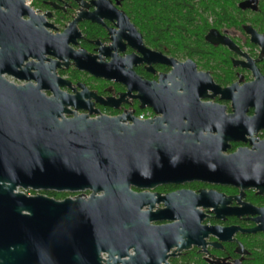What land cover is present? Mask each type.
Returning <instances> with one entry per match:
<instances>
[{
    "label": "flooded vegetation",
    "instance_id": "1",
    "mask_svg": "<svg viewBox=\"0 0 264 264\" xmlns=\"http://www.w3.org/2000/svg\"><path fill=\"white\" fill-rule=\"evenodd\" d=\"M4 2L0 13L18 6V0ZM136 2L23 0L21 20L32 24L35 51L48 49L42 36L63 35L76 20L78 36H68L65 48L29 56L18 71L30 64V74L40 71L52 85L54 78L65 81L59 90L79 99L78 113H145L154 121L151 174L131 185L143 196L137 247L147 261L264 264V0H200L198 18L206 29L193 42L165 38L158 30L149 34L135 18ZM71 50L112 65L109 75L80 69ZM17 192L59 201L91 194Z\"/></svg>",
    "mask_w": 264,
    "mask_h": 264
},
{
    "label": "water",
    "instance_id": "2",
    "mask_svg": "<svg viewBox=\"0 0 264 264\" xmlns=\"http://www.w3.org/2000/svg\"><path fill=\"white\" fill-rule=\"evenodd\" d=\"M17 5L0 13V264H159L137 247L143 196L131 190L151 174L154 121L78 113L79 99L59 90L65 81L53 77L52 85L40 71L30 74V64L18 71L29 56L65 48L68 36L78 33L76 20L63 35L42 36L48 49L35 51L32 24L21 20L23 0ZM117 17L129 24L123 14ZM214 34L206 38L213 41ZM70 54L80 69L109 75L112 65L84 51ZM5 73L25 83L15 84ZM19 187L91 194L59 201L28 196Z\"/></svg>",
    "mask_w": 264,
    "mask_h": 264
},
{
    "label": "trees",
    "instance_id": "3",
    "mask_svg": "<svg viewBox=\"0 0 264 264\" xmlns=\"http://www.w3.org/2000/svg\"><path fill=\"white\" fill-rule=\"evenodd\" d=\"M174 1V3L172 2ZM189 1V7L178 6V2ZM200 0H166L157 3L152 0H137L133 8L137 9L135 18L143 25L149 34L158 30L164 37L201 41L205 31L198 17H201ZM174 7V8H173Z\"/></svg>",
    "mask_w": 264,
    "mask_h": 264
},
{
    "label": "built area",
    "instance_id": "4",
    "mask_svg": "<svg viewBox=\"0 0 264 264\" xmlns=\"http://www.w3.org/2000/svg\"><path fill=\"white\" fill-rule=\"evenodd\" d=\"M148 115L147 114H142L140 115L138 118L141 119V120H144V119H147Z\"/></svg>",
    "mask_w": 264,
    "mask_h": 264
}]
</instances>
